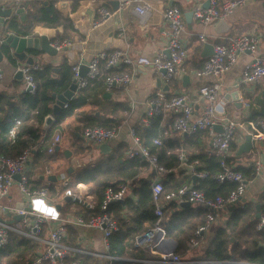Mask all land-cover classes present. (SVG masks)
<instances>
[{
    "label": "built area",
    "instance_id": "1",
    "mask_svg": "<svg viewBox=\"0 0 264 264\" xmlns=\"http://www.w3.org/2000/svg\"><path fill=\"white\" fill-rule=\"evenodd\" d=\"M33 0H0V7L5 9L11 6L13 11L24 8V5L31 3ZM40 3L54 7L59 4H67L73 8L69 9L68 20L71 21L73 28L81 31L79 28L82 20L74 18L77 14L75 5L79 2L86 1L88 4L95 6V15H93L90 23L91 30H97L108 20L112 18L114 12L110 8L112 2H117L116 12H131L138 16L140 24L145 26L151 15L155 3L166 4L163 10V19L165 29L163 30V38L165 45L160 49L153 58L140 56L133 58L127 50L117 49L114 51H99L95 53L87 64L88 73L85 77L80 76L82 63L73 67L74 80L77 82V91L79 92L88 88L95 80L104 78V88L107 92L120 88L129 91L135 84V71L140 67H151L157 72L165 70L162 73L163 80L166 84H171L181 80L186 76L183 67L189 59V49L186 40L185 17L182 9L175 5L176 0H38ZM253 0H196L193 4V17L205 27H216L221 21H228L235 10L248 6ZM173 2V5H168ZM209 2V7H205V3ZM86 9V8H85ZM85 9L83 13L85 14ZM14 17H6L5 36L17 35L18 33L10 30V24ZM17 20V19H16ZM121 36H125L126 27L121 26ZM22 31V30H20ZM38 31L30 32L25 37H31ZM40 34V33H39ZM42 35V34H40ZM194 36L193 33H190ZM5 36H0V44L3 43ZM23 36V35H21ZM47 36V35H46ZM49 37V36H48ZM51 46L59 54L65 48H70L74 42L68 38L49 37ZM198 39L201 43L209 44L205 34H199ZM85 43V42H84ZM214 54L207 59L203 67L194 72L199 78L212 77L216 81L213 84L204 85L198 91V97L202 100L201 113L196 117L193 107L190 105L191 98L188 94L180 93L171 98H167L163 93L158 94L153 100L148 102V108L145 112L144 122L150 124V120L160 116L164 111L172 112L174 121L171 129L175 133L185 135H195L198 132H204L208 135L211 147L217 156L223 159L221 170L214 176L219 183H234L236 188L226 197L218 196L216 198H208L202 191L196 189L193 184H186L175 191L167 192L163 182L165 174L173 172L174 168H168L161 164L160 155L153 152L149 147L145 146L141 138L136 133L135 128L130 129L132 138V147L127 152L129 159L145 160L155 177L152 181V193L155 203V216L157 218L154 226L138 236L135 240L136 247L147 249L159 259L154 261L157 264H195L198 262L183 261L181 256L175 251H170L172 244L168 241L166 229L163 226L165 217V209L175 203L181 206L183 203H190L196 207H206L210 213L206 217L205 224L199 227L194 238L188 244L190 252L200 248L202 235L217 220V214L226 209L230 205L240 202L246 194L248 181L244 174L237 170V164L227 161L233 154L230 151L231 144L237 138L238 129L243 128V124L237 117H231L227 114V101L222 96V83L219 81L222 76L229 72L238 62L241 55L250 52L256 54L260 48V40L253 34H242L235 37H228L222 43L213 44ZM57 54V55H58ZM130 66L133 72L120 71L122 66ZM41 66L36 64H28L25 62L19 66V70L23 71L25 86L31 88V93L37 90V83L33 73L39 70ZM4 78V71L0 67V81ZM264 80V56H256L245 66L243 75L237 84L254 85ZM240 101L246 109L250 108V104L243 98ZM68 104L64 106L67 108ZM20 121L10 129L9 137L12 142L15 141ZM250 131L247 133L252 135L253 141L256 143L264 142V119L251 120L248 122ZM217 127L222 128V132L216 130ZM122 125L115 128L92 127L85 128L82 137L87 145L102 146L112 140L118 138ZM61 143V136L57 135L49 148V153L53 154L56 147ZM154 146L162 148L164 141L162 137H158L153 141ZM31 158V150H26L22 155L16 158H0V217L6 216L12 221L16 215H24L25 218L11 224L0 222V249L6 247L9 243L12 233L32 239L42 246L38 254L34 257L32 264H82V259L78 257L80 250L71 248L64 244V240L68 233V228L83 227L86 229H94L102 232L106 250L109 252V238L118 230L117 222L108 214L92 216L89 219L83 217H64L52 201L49 200V189H30L28 186V178L26 169ZM181 166H188L191 176H197L198 179L208 177L206 172H198L195 165L199 162L189 163L187 155L182 151L178 155ZM264 171V159L259 158L255 161V178H260ZM50 173V172H49ZM21 175V180L17 181L16 176ZM61 188L64 190L66 197L73 200H82L71 188L69 180L61 177ZM18 187L22 193V203L30 204L31 211L18 209L17 206L5 204V200L10 195L14 187ZM129 192V185L122 183L116 188H108L104 192V198L100 204L103 212L108 210L110 204L126 200ZM42 199L48 205L54 207L59 212V217L52 219L50 216L41 215L33 210L32 201L34 199ZM5 220V219H4ZM51 226L49 237L42 238L45 226ZM257 231L264 234V217L257 224ZM264 247V242L262 243ZM109 264L115 259L109 253L106 255ZM201 264H251L244 261H204Z\"/></svg>",
    "mask_w": 264,
    "mask_h": 264
},
{
    "label": "crops",
    "instance_id": "2",
    "mask_svg": "<svg viewBox=\"0 0 264 264\" xmlns=\"http://www.w3.org/2000/svg\"><path fill=\"white\" fill-rule=\"evenodd\" d=\"M33 2L39 1L33 0ZM195 2L196 0H176L175 5L182 9L185 17V14L192 12L193 4ZM31 5L32 3H30V6ZM44 5L45 4L39 2V7ZM165 7L166 4L155 3L153 11L145 26L140 24V20L137 15L131 12H116L117 8L114 7L113 4H110V8L114 12L112 18L97 30H91L90 23L93 15H95V6H93V4H88L86 1L78 3L76 7L77 14L74 15V18H80L82 20V23L79 26L81 31L74 29L72 23H70L71 21L68 20L69 9L73 7L67 4H59L55 6V9L62 15L63 19L60 24L54 28H44L39 26L29 12L30 7L21 15L15 14L16 18H13L12 22L15 21L17 29L25 32V35L30 32L33 33L38 31L42 35H47L52 38H68L74 42L72 47L65 48L55 57L42 53H29L28 57L34 59L33 64L38 63L40 66L44 63L58 65L63 60H66L72 67L79 63L87 66L91 57L95 53L102 50L114 51L117 49H124L127 50L133 58L140 56L153 58L165 45V40L162 34L166 26L162 15ZM84 9L85 14L83 13ZM23 16H25L26 19L23 20ZM228 23L231 25L229 32L227 34L218 35L216 34L215 27H205L194 17H192L190 21L185 18V28L187 33L186 40L190 54L189 59L183 67L184 73L189 76L187 82L184 81V78H182L181 80L175 81L171 84H166L163 80L161 72H157L151 67H140L135 71V84L129 89V91L117 88L111 92H107L104 88L102 93L97 92L96 94H92L89 104L81 109H78L74 115L67 118L60 125L53 127V124L48 129L51 132L50 140L39 144L41 153L45 158L36 160L33 155V151H31L30 162L26 169V176L28 180L30 178L32 181L39 182L38 188L35 189L48 188L50 191L49 200L54 203L64 217L73 216L83 217L85 219L91 218V214H88V211L83 207V204L87 205L90 209L95 208L96 195L93 194V191H96V185L77 183L76 172L81 167L86 166L89 162H96L103 158H108L115 153H118V151L120 154L127 157V152L133 145L130 129L138 127L148 129L152 126V121L157 118L161 119L159 125V137H162L165 143L168 142L169 144H174V147L169 148L168 154H177L178 156L183 151L187 155L188 159L190 158L191 153L200 149V152L210 151L215 154L206 133L202 136V146L191 148L192 146L188 143V140L194 135H185L173 132L171 126L175 115L172 112L164 111L160 116L152 118L150 120V124L148 125L144 122L148 102L153 100L160 93H163L167 98H171L180 93L188 94L191 98L190 105L195 111L194 115L197 117L201 113V105L203 102L198 97V91L202 86L213 84L216 80L212 77L199 78L194 75V72L201 69L207 59L211 57H202L206 44L200 42L198 39L199 34H205L209 44L222 43L228 37H235L242 34H253L260 40V48L256 54L246 53L241 55L237 64L229 72L225 73L219 80L223 86L222 96L228 103L227 114L231 117H237L243 124V128L238 129L237 131L236 142L240 145L245 140L247 133L250 131L248 122L252 120L253 111L259 112L264 107V80L250 86L237 85L243 75L245 66L250 63L254 57L264 56V0H253L248 6L235 10L233 15L229 18ZM123 25L126 27L125 36H121V26ZM5 29L6 28L3 23H0V36L5 32ZM190 33H193L194 36H191ZM12 34H14V31H12ZM21 35L24 36V34ZM201 59H203L201 61L202 65L201 68H198ZM5 60H7L9 62L8 65H10L7 73L1 65ZM2 62H0V67L4 71V78L0 81V95H3L4 97H11L13 102H18L20 100V96L26 92V86L25 81L19 82L15 80V75L19 70V66L27 61L20 60L15 57H12V59L7 57L4 58ZM120 71L132 73L133 68L123 65ZM106 94L108 95L104 97ZM76 96L77 95H75L74 98ZM240 98H243L250 104L249 109L244 107ZM81 114H95L96 117L101 116L103 120L110 123L114 120L121 121L120 125H122V128L118 138L105 144L108 146V151L103 152L101 150L103 145L97 147L90 146L85 143L82 137L85 123L79 122ZM48 130H46V132ZM57 135L61 136V143L56 147L55 152L51 154L49 153V148ZM58 147H60L59 152H57ZM67 150L72 152V157L79 160L81 163V166L79 168L77 167L72 173L69 172V169L72 167V159H67L64 154ZM234 155L236 156V153ZM259 158L264 159V146L262 147L260 145L251 154L244 155L239 164L248 168L251 163H253L255 167V161ZM143 161L146 162L145 160ZM161 164L164 165L162 160ZM236 164L238 166V163ZM173 168L175 169L173 172L163 176V182L167 192L175 191L186 184H193L192 179L194 175H190V169L187 165L181 166L179 162V164ZM153 173L154 172L147 163V166L142 169L138 178L132 181L123 182L129 185V192L125 201L132 200L137 202V188L140 186V180L150 177ZM171 175L172 177L170 178ZM50 176H56L57 182L48 180ZM62 176H65L69 180L72 190L77 195L82 197L81 201L73 199L71 201H67V198L71 197H66L64 190L61 188ZM154 177L155 173L154 176L151 177L152 181ZM116 187L117 186L108 188ZM243 199L245 201L241 200L240 202L248 203L253 206L260 205V207L264 205V171L260 178L251 180ZM22 200V193L16 186L12 189L10 195L5 200V204L17 206V204L22 203ZM240 202L236 204H239ZM170 205L171 204H169L165 209V216L167 212H170L171 214L180 212L183 208H185L176 205L177 208L170 209ZM234 205L228 206L226 209L217 214L216 222L202 235L201 239H199V241H201L200 247H202L203 243L206 245L209 242L218 228L226 226L232 215L231 207ZM190 208L201 207L191 205ZM122 214L125 217L128 216V212L126 210L122 211ZM256 214H258L257 210ZM111 217L114 219L113 216ZM262 217H264V208L261 210V218ZM0 219H5V221L9 220L6 216H1ZM260 219L257 220L260 221ZM215 224L218 225V228L213 231L212 228ZM50 228L51 226L49 225L44 227V231L42 233L43 239H47L49 237ZM169 239L171 238H168V240ZM64 244L71 248L80 250L78 254V257L80 258L82 256H90L95 258L100 264H107L106 262L108 260L106 255H108L109 252L105 248L103 234L98 230L70 226L68 228ZM41 247L42 246L39 245V249ZM177 248L178 243L175 252ZM179 255L182 258V254ZM125 260L135 261L128 258ZM189 260L190 256L188 254L187 261ZM154 261L141 260V262L157 264L154 263Z\"/></svg>",
    "mask_w": 264,
    "mask_h": 264
},
{
    "label": "trees",
    "instance_id": "3",
    "mask_svg": "<svg viewBox=\"0 0 264 264\" xmlns=\"http://www.w3.org/2000/svg\"><path fill=\"white\" fill-rule=\"evenodd\" d=\"M29 12L39 26L44 28L57 27L62 21V15L50 5L38 7L39 2H31ZM77 5H75V8ZM10 29L18 34H24L17 29L15 21L11 22ZM4 53H8L6 48H2ZM37 54L38 52H32ZM198 68H201V61ZM37 83L35 93L25 92L20 96V100L13 102L11 97L0 95V158H16L26 150L33 151L36 160L44 159L39 144L50 140L51 132L43 133V126L48 116L53 114L54 95H61L68 91L74 81L73 67L66 60L58 65L44 63L41 68L33 73ZM104 90V78L95 80L85 90L73 98L67 108H63L56 116L53 127L60 125L67 118L82 107L89 104L92 94L102 93ZM13 99V98H12ZM264 119V107L258 112L253 111L252 120ZM160 118L152 121V126L148 129L135 128L136 133L141 138L143 144L153 152H157L162 163L173 168L179 164L177 154H168L169 148L174 147L173 143L164 142L162 148L154 146L153 141L159 137ZM20 121V126L14 142L9 137L10 129ZM79 122L85 123V128L103 127L115 128L121 121L114 120L111 123L96 117L95 114H81ZM84 128V129H85ZM204 132H198L190 137L188 143L191 148L202 146V136ZM239 148V144L234 140L230 151L232 156L227 159L230 163H238L237 170L244 174L248 181L255 178V167L251 163L246 168L239 164L240 160L234 155ZM197 150V149H195ZM201 150V149H200ZM194 151L190 154L189 162L198 161L195 165L198 172H206L208 177L199 179L194 187L202 191L208 198L222 196L226 198L235 188L234 183H219L214 176L220 172L223 159L210 151ZM81 151V150H79ZM147 166V162L142 159H128L125 155L115 153L96 162H89L76 172V182L83 184H95L96 206L90 209L87 205L83 207L91 216L108 213L113 216L118 224V230L109 238V254L115 258L111 264H153L141 262V260H158L147 249L136 247L137 236L147 232L152 228L157 220L155 216V203L152 193V178L154 173L140 180L137 188L138 201L127 200L126 205L120 202L110 204L108 210L103 212L100 204L104 198V192L108 187H115L123 182L132 181L138 178L142 169ZM172 175L170 176V178ZM30 189L38 188L39 182L28 180ZM170 209L177 208L175 203H171ZM168 208V209H169ZM264 205L261 206V210ZM126 210L128 216L125 217L122 211ZM232 215L224 227L218 228L209 242L196 251L189 252L188 244L194 238L196 230L205 224V220L210 210L201 208H183L180 212H167L163 220L167 237L174 239L178 243L177 253L182 254V260L187 261L189 254L192 262L201 264L204 261H246L251 264H264V234L256 230L259 220L256 218V206L248 203L236 204L231 207ZM87 214V215H88ZM245 238L244 241H242ZM39 251V243L12 233L6 247L0 249V264H29ZM82 264H100L95 258L82 256ZM132 259L129 261L125 259ZM109 264V261L106 262Z\"/></svg>",
    "mask_w": 264,
    "mask_h": 264
},
{
    "label": "water",
    "instance_id": "4",
    "mask_svg": "<svg viewBox=\"0 0 264 264\" xmlns=\"http://www.w3.org/2000/svg\"><path fill=\"white\" fill-rule=\"evenodd\" d=\"M114 7H118L117 2H112ZM170 6L173 5V2H170L169 4ZM30 6V3H27L24 8H20L18 10H16L15 12L13 11L11 6H7L5 9L0 7V23H3L4 27H5V22L4 19L6 17H14V15L16 14H23L24 11L26 9H28ZM205 7L208 8L209 7V2H206ZM193 17V12L187 13L185 14V18L190 21L191 18ZM23 20L26 19L25 16H23L22 18ZM10 29V28H9ZM231 29V25L228 23V21H221L216 27H215V31L216 34L218 35H222V34H227L229 32V30ZM11 30V29H10ZM1 36H5L4 33ZM2 48H6L8 50V53H4ZM31 52H38V53H42V54H46L48 56H52L55 57L57 56V52L56 50L51 46V42L48 36L46 35H40L39 33H35L33 36L31 37H25V36H21V34H17V35H10V36H5V39L3 41L2 44H0V62H2V60L4 58H10L12 59V57L18 58L20 60H25L28 62V64L32 65L34 63V59L33 58H29L28 54ZM250 53V52H248ZM214 54V45L213 44H206L202 53V57L203 58H208L209 56H212ZM88 67L85 65L81 66V71H80V76L81 77H85V75L88 73ZM165 70H162L161 73L165 74ZM189 79V76H184V81L187 82V80ZM15 80L19 81V82H23L24 81V74L22 70H18L16 75H15ZM31 88H27L26 92H30ZM77 91V82L76 80L73 81V84L71 85L70 89L68 91H66L64 94L61 95H54V105H53V114L48 116L45 120V124H44V129H43V133L46 132V130H48L54 123H55V117L58 115V113L64 108V106L66 104H68L75 96V93ZM108 94H106L104 97H106ZM216 130L218 132H222V128L221 127H217ZM264 146V142H260L259 144L256 143L255 141H253L252 139V135L248 134L245 137V140L239 145V148L236 152V158L238 160H241V158L246 155V154H251L252 152H254V150L256 148H258V146ZM101 150L103 152L108 151V146L107 145H103L101 147ZM60 151V147L57 148V152ZM65 156L67 159H72L71 164L72 167L69 169V172L72 173L77 167L79 168L81 166V163L79 162V160L74 159L72 156V152H70L69 150L64 152ZM17 181L21 180V175H17L16 177ZM48 180L52 181V182H57V177L56 176H50L48 178ZM193 184L195 185L198 181V177L194 176L193 177ZM72 198H67V201H71ZM242 201H245L244 199H242ZM120 203L124 204L126 203L125 200L121 201ZM182 207L185 208H190L191 204L186 202L183 203L181 205ZM17 208L18 209H23L25 211H31V205L30 204H24V203H19L17 204ZM256 210H257V215L256 218L260 219L261 218V207L260 205L256 206ZM25 218L24 215H16L14 216V219L12 221H5L3 219H0L1 223H8L11 224L13 222H18L21 221ZM171 244L172 247L170 248V251H175L176 247H177V242L169 239L168 240ZM34 258H32V260L29 262V264L33 263Z\"/></svg>",
    "mask_w": 264,
    "mask_h": 264
},
{
    "label": "clouds",
    "instance_id": "5",
    "mask_svg": "<svg viewBox=\"0 0 264 264\" xmlns=\"http://www.w3.org/2000/svg\"><path fill=\"white\" fill-rule=\"evenodd\" d=\"M32 207L35 212L41 215L50 216L52 219H56L59 217V212H57L54 207L48 205L42 199H39V198L34 199L32 201Z\"/></svg>",
    "mask_w": 264,
    "mask_h": 264
},
{
    "label": "rangeland",
    "instance_id": "6",
    "mask_svg": "<svg viewBox=\"0 0 264 264\" xmlns=\"http://www.w3.org/2000/svg\"><path fill=\"white\" fill-rule=\"evenodd\" d=\"M37 6L39 7V4H37ZM240 9H241V8H240ZM8 63H9V62H8L7 60H5V61H3L2 64H1V65L4 67V69L6 70V73L8 72V69H9V67H10V65H8ZM217 228H218V225L215 224V225L213 226L212 230L214 231V230H216ZM244 240H245V238H244L242 241H244Z\"/></svg>",
    "mask_w": 264,
    "mask_h": 264
}]
</instances>
